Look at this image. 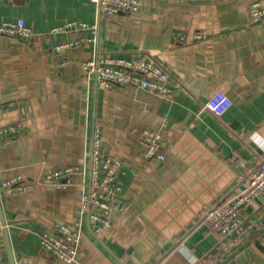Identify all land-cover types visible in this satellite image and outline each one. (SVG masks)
<instances>
[{"label":"crops","instance_id":"crops-1","mask_svg":"<svg viewBox=\"0 0 264 264\" xmlns=\"http://www.w3.org/2000/svg\"><path fill=\"white\" fill-rule=\"evenodd\" d=\"M251 1L140 0L136 12L102 18L94 45L85 40L88 31L43 37L70 21L94 22L90 0H0V23L21 18L34 32L0 34V128H17L0 141V185L12 176L32 185L8 195L0 187V264H65L39 246L38 236L78 218L73 264H191L216 250L203 209L230 198L237 177L264 152V22L250 21ZM74 39L84 42L52 49ZM95 49L128 59L151 55L170 74L168 97L99 86L82 69ZM217 91L232 102L221 116L203 107ZM95 123L103 152L121 162L122 206L97 235L80 214L87 173L62 178L58 187L42 181L56 168L87 164ZM146 128L161 134L163 161L144 157L139 139ZM262 202L257 197L241 212L240 240L213 264H264Z\"/></svg>","mask_w":264,"mask_h":264},{"label":"built area","instance_id":"built-area-1","mask_svg":"<svg viewBox=\"0 0 264 264\" xmlns=\"http://www.w3.org/2000/svg\"><path fill=\"white\" fill-rule=\"evenodd\" d=\"M95 7V21L86 23L70 21L63 26L55 27L43 34L45 40L60 32L74 30L88 31L91 36L86 38L94 45L100 20L116 12H136L140 8V0H90ZM249 18L252 23L264 22V0H252L249 3ZM0 34L29 38L34 32L19 18L15 21L0 23ZM203 34H195L193 38H203ZM82 39L61 40L52 46L56 53L81 45ZM82 69L87 78H93L99 86L111 83L129 85L138 89L149 90L165 99L170 92V74L151 55L139 53L133 58L122 56H102L94 50L90 59L82 62ZM232 105L230 98L222 91L214 92L203 107L215 116L223 115ZM17 132L14 125L0 128V141ZM162 136L159 132L146 128L142 131L139 144L145 158L165 159L160 151ZM88 164V165H87ZM86 165H67L46 173L42 181L59 186L62 178L69 181L74 174L87 173V180L81 192L80 214L83 216L89 231L97 235L111 226L113 210L121 208L119 202L121 162L103 152L101 130L95 123L88 143V158ZM1 189L8 195L13 192H26L32 185L25 182L21 176H12L4 180ZM257 197L262 198L261 211L264 213V152L255 164L237 177L236 191L230 198L220 199L202 212V222L216 233L218 247L207 257L196 258L191 264H213L222 255L232 251L240 240L243 229L240 227L239 215L249 207ZM82 231V219L72 223H58L51 231L39 234V246L47 253L65 264L76 262L78 244ZM15 264H33L21 259Z\"/></svg>","mask_w":264,"mask_h":264}]
</instances>
